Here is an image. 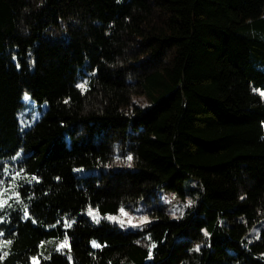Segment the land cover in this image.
<instances>
[{
  "label": "trees",
  "instance_id": "trees-1",
  "mask_svg": "<svg viewBox=\"0 0 264 264\" xmlns=\"http://www.w3.org/2000/svg\"><path fill=\"white\" fill-rule=\"evenodd\" d=\"M257 91L264 0H0V182L17 153L37 178L0 209V264H264V228L245 241L264 218ZM25 94L47 106L21 130ZM190 176L181 218L153 206L125 232L82 215L182 196Z\"/></svg>",
  "mask_w": 264,
  "mask_h": 264
},
{
  "label": "rangeland",
  "instance_id": "rangeland-1",
  "mask_svg": "<svg viewBox=\"0 0 264 264\" xmlns=\"http://www.w3.org/2000/svg\"><path fill=\"white\" fill-rule=\"evenodd\" d=\"M259 94L260 92L257 91ZM264 98V96H261ZM23 106L19 110L18 120L21 130H25L32 126L42 115L43 111L46 109V104H38L29 95L25 94L22 99ZM20 153L13 156L11 164H5L4 173L5 177L3 181L0 182V209L6 206L9 202H14L19 198L22 201L23 198L19 195V188L24 185H31L37 182L35 175H29L25 172L18 170L17 163L20 161ZM98 171L97 169H75V174L77 176L90 175ZM184 195H179L176 192H170L163 189H158L156 194L151 196V201H140L136 206L131 209H121L115 214H99L95 209L89 208L82 215H85L88 219L96 221L93 216H98L99 221L104 220L112 225L117 226L121 231H133L141 230L148 226L154 221L149 211L153 206L163 208L168 216L172 219L181 218L185 211L194 206L199 198V183L194 177H188L184 182ZM18 201V202H19ZM92 210V215H89V210ZM126 213V215L124 214ZM109 217H114L115 219H109ZM76 222V217L68 220L66 217H62L57 224L61 225L63 229H67L66 225H73ZM123 222V223H121ZM223 223L228 225L227 219L223 218ZM56 226V225H55ZM53 226V227H55ZM70 226V227H71ZM264 228V218H262L253 228H251L245 237L246 243L255 242L260 231ZM64 241H55L54 239H46L39 247V252L42 256H46L48 253L53 251L58 252V248L61 251V245ZM7 243L2 241L0 243V252L6 247ZM66 247V246H65ZM259 257L264 261V253L259 254ZM31 264H39V260L34 258L31 260Z\"/></svg>",
  "mask_w": 264,
  "mask_h": 264
},
{
  "label": "snow or ice",
  "instance_id": "snow-or-ice-1",
  "mask_svg": "<svg viewBox=\"0 0 264 264\" xmlns=\"http://www.w3.org/2000/svg\"><path fill=\"white\" fill-rule=\"evenodd\" d=\"M79 87L83 88V85H78ZM261 96H264V92H260L259 93ZM132 159L131 156L128 157V160L130 161ZM2 206V205H0ZM121 212L123 213V209H121ZM126 215V213H124ZM89 215H92V210H89ZM25 216H27V212H25ZM93 219L96 220V222H99V218L98 216H93ZM109 219H115L114 217H109ZM123 223V222H121ZM67 227H70L71 225H66ZM0 235H3V233H0ZM11 241H8V243H10ZM67 244V237H65V243L61 245L62 247H65ZM93 247H99V245H97L95 242H93ZM58 251L60 250L59 248L57 249ZM4 255H7V253H5ZM3 257H0V259H2Z\"/></svg>",
  "mask_w": 264,
  "mask_h": 264
}]
</instances>
